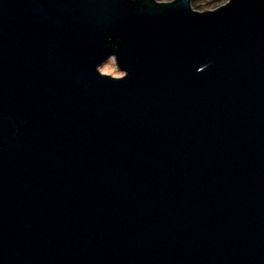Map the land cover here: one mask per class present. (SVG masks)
I'll list each match as a JSON object with an SVG mask.
<instances>
[{
    "label": "water",
    "instance_id": "95a60500",
    "mask_svg": "<svg viewBox=\"0 0 264 264\" xmlns=\"http://www.w3.org/2000/svg\"><path fill=\"white\" fill-rule=\"evenodd\" d=\"M0 264H264V0H0Z\"/></svg>",
    "mask_w": 264,
    "mask_h": 264
},
{
    "label": "rangeland",
    "instance_id": "374dc122",
    "mask_svg": "<svg viewBox=\"0 0 264 264\" xmlns=\"http://www.w3.org/2000/svg\"><path fill=\"white\" fill-rule=\"evenodd\" d=\"M161 1H169V0H161ZM200 4L202 5V9H196L195 6L192 4L193 8L198 11H206V10H214L221 5L225 4V2L222 3H212L211 0H200ZM100 71L104 74H109L115 77H121L123 76V73L120 72L114 62L113 59L105 62L101 67Z\"/></svg>",
    "mask_w": 264,
    "mask_h": 264
},
{
    "label": "trees",
    "instance_id": "16d2710c",
    "mask_svg": "<svg viewBox=\"0 0 264 264\" xmlns=\"http://www.w3.org/2000/svg\"><path fill=\"white\" fill-rule=\"evenodd\" d=\"M212 3H222L225 0H211ZM192 4L195 6L196 9H202V5L200 4V0H192Z\"/></svg>",
    "mask_w": 264,
    "mask_h": 264
},
{
    "label": "clouds",
    "instance_id": "9594fccd",
    "mask_svg": "<svg viewBox=\"0 0 264 264\" xmlns=\"http://www.w3.org/2000/svg\"><path fill=\"white\" fill-rule=\"evenodd\" d=\"M228 2V0H225V3H227ZM109 74H111V73H109Z\"/></svg>",
    "mask_w": 264,
    "mask_h": 264
}]
</instances>
